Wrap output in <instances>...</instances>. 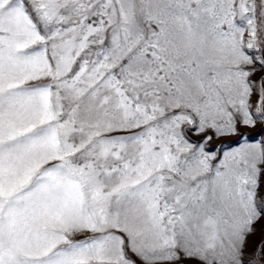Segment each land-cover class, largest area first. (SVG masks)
Returning a JSON list of instances; mask_svg holds the SVG:
<instances>
[{"label": "snow or ice", "instance_id": "obj_1", "mask_svg": "<svg viewBox=\"0 0 264 264\" xmlns=\"http://www.w3.org/2000/svg\"><path fill=\"white\" fill-rule=\"evenodd\" d=\"M0 264H264V0H0Z\"/></svg>", "mask_w": 264, "mask_h": 264}]
</instances>
